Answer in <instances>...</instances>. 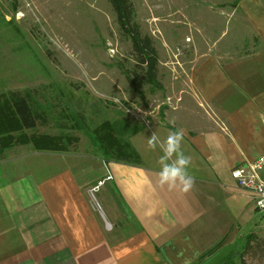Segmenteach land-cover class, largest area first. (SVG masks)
<instances>
[{
  "label": "crops",
  "instance_id": "obj_1",
  "mask_svg": "<svg viewBox=\"0 0 264 264\" xmlns=\"http://www.w3.org/2000/svg\"><path fill=\"white\" fill-rule=\"evenodd\" d=\"M232 3L227 13L241 11L242 41L221 45L199 24L208 42L191 48L168 95L167 135L183 129L193 187H160L158 161L148 168L140 157L105 160L70 146L37 163L52 166L39 179L16 175L25 155L44 152L14 146L0 155V196L6 186L16 204L0 229V264H206L236 243L227 234L251 211L260 215L231 171L264 155V0ZM29 90L43 104L42 90Z\"/></svg>",
  "mask_w": 264,
  "mask_h": 264
},
{
  "label": "rangeland",
  "instance_id": "obj_2",
  "mask_svg": "<svg viewBox=\"0 0 264 264\" xmlns=\"http://www.w3.org/2000/svg\"><path fill=\"white\" fill-rule=\"evenodd\" d=\"M130 1L134 22L141 35L152 41L158 59L155 82L143 86L140 96L129 89L121 71L131 69L135 61L130 41L119 29L107 0H0V93L42 90L50 100L47 105H55L54 118L39 129L47 134L61 132L60 126L76 120L91 131L105 120L114 122L118 140L150 168L162 152L159 148L149 150L147 139L154 132L161 140L167 137L168 95L173 84L177 85L178 66L185 63L192 47L208 42L201 32L205 28H199V24L211 30L215 39L222 36L221 45L232 39L242 41L246 31L239 21L241 11L235 17L227 13L236 0H209L206 4L201 0ZM65 133L76 139L70 148L77 153L104 156L84 130ZM25 156V164L14 165L19 166L16 175L27 173L39 179L51 172L50 164H37L51 153ZM4 189L1 193L5 199L0 196V229L8 223L3 218L16 206L6 186ZM93 195L99 203V195ZM250 233L264 242V215L251 211L226 236L230 243L238 238L236 243L206 264H221L228 256L239 264L245 237ZM255 250L256 257L247 255L245 264H264L260 255L264 247Z\"/></svg>",
  "mask_w": 264,
  "mask_h": 264
},
{
  "label": "trees",
  "instance_id": "obj_3",
  "mask_svg": "<svg viewBox=\"0 0 264 264\" xmlns=\"http://www.w3.org/2000/svg\"><path fill=\"white\" fill-rule=\"evenodd\" d=\"M111 10L115 16L116 23L131 44V57L135 61V65L131 69H123L121 71L126 79L129 89L141 95L143 86L153 85L157 75V54L153 47L152 41L145 35H141L138 26L134 22V10L130 0H107ZM34 92L29 89L23 91H6L0 93V155L17 145L29 146L33 151L45 153L67 152L68 147L76 141V139L65 131H82L98 144L101 151L102 159L120 160L127 163L137 162L139 157L137 153L131 150L126 144H122L116 137L114 122L103 121L92 131L81 127L76 120L72 124H58L57 127L63 129L58 134H27L32 131L37 124H47L49 120L54 118L55 105H47L50 102L46 96L42 94L43 104L34 96ZM62 115V112H59ZM80 115V114H79ZM69 115H65L68 119ZM81 117V116H79ZM63 119V118H62ZM77 123V124H76ZM245 245L239 256V264H245L244 258L256 257V250L263 249V240L259 241L253 234H249L245 238ZM220 246V245H219ZM218 247V246H217ZM216 248L205 254L209 256ZM264 257V253L260 254ZM203 256V257H205ZM201 260L198 261L200 263ZM224 264H236L233 259L227 260Z\"/></svg>",
  "mask_w": 264,
  "mask_h": 264
},
{
  "label": "clouds",
  "instance_id": "obj_4",
  "mask_svg": "<svg viewBox=\"0 0 264 264\" xmlns=\"http://www.w3.org/2000/svg\"><path fill=\"white\" fill-rule=\"evenodd\" d=\"M175 126V121H170ZM183 129L170 131L163 140L154 132L147 139V148L155 151L160 149L162 155L159 157L158 163L160 171L158 172V183L160 187L169 190L178 189L181 192H188L194 185V177L188 171L191 165V157L185 155L182 149V141L184 139ZM195 257H193L194 259ZM187 264H191L188 261Z\"/></svg>",
  "mask_w": 264,
  "mask_h": 264
},
{
  "label": "built area",
  "instance_id": "obj_5",
  "mask_svg": "<svg viewBox=\"0 0 264 264\" xmlns=\"http://www.w3.org/2000/svg\"><path fill=\"white\" fill-rule=\"evenodd\" d=\"M264 155L243 167L231 171V177L237 186L248 192L252 197V204L258 214L264 215ZM95 206L100 209V205L95 201Z\"/></svg>",
  "mask_w": 264,
  "mask_h": 264
}]
</instances>
